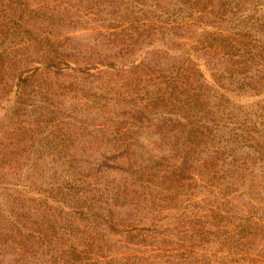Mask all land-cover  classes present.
<instances>
[{
    "label": "rangeland",
    "instance_id": "1",
    "mask_svg": "<svg viewBox=\"0 0 264 264\" xmlns=\"http://www.w3.org/2000/svg\"><path fill=\"white\" fill-rule=\"evenodd\" d=\"M37 1L41 0H31V3L35 5ZM95 1L98 2L97 5L94 4ZM118 1L120 0H69V6L63 0H43L46 4L43 7L55 14L59 9L68 12L71 4L76 9L72 10L73 13L64 14L65 20L62 23L58 22L63 24L58 31L59 36L67 35L70 39L67 42L60 41L66 43L70 49L67 51V48H61L68 53L66 62L69 65H63L67 66L63 75L39 71L37 80L50 88L46 98L36 91L30 95L20 94L16 85L17 79L13 76L17 73L16 70L5 71L9 75L8 85L6 89H0V218L9 217L14 220L16 212L21 211L20 204H23L22 210L28 209L44 190L55 194L53 188L66 186L64 192L72 187L92 192V185L77 187L72 182L74 168L82 171L87 168V172H84L92 175V178L97 176L98 182L116 184L118 178L120 183L126 182V179L120 177L121 171L118 169H105L102 166L104 174L96 170L103 154L109 156L115 152L113 142L120 136L115 133L117 126L124 133L120 137L126 144L125 152L131 155L130 162L133 167L153 164L157 168L170 166L173 169L180 164V145L175 143L172 136L167 137L160 133L162 129L157 121L160 113L158 116L148 112L146 115L137 114L136 110L130 113L132 107L117 102L116 98H123L127 91L131 94H136L137 91L146 93V82H141L139 86L135 79H128L125 74L147 58L150 61L153 51L162 48L172 57L176 53L188 52L187 56L202 73V82L216 85L215 80L219 79L217 88L226 91L235 99L234 116H224L223 122L227 125L222 128L223 139H229L232 145L226 150L214 151L212 144H218L220 139L206 138V143L197 147L200 149L192 151L188 161L181 164L184 170L180 181H177L178 177L171 176L172 174L165 180L154 178V183L148 185V188H141L136 197L119 198L113 213L127 219V224L146 227V235L155 230V227L161 229L159 232L171 234L166 246H172L174 253L167 257L163 247L162 251L156 253L157 257H152L156 262L264 264V126L258 125L257 130H263L251 132L254 135L251 137L248 134L253 124L246 122L248 110L252 111L250 107H264V85H260L258 77H248V85H245L242 78L244 70H241L243 67L217 52V41L211 38V35L218 32V27H232V21L240 13L248 14V0H228L239 11L236 15L230 13L222 18L215 17L209 11H222L224 0H202L199 6L204 11L201 13L193 8L198 2L192 6L183 5L178 0H138L141 3L136 4L143 8L146 7L143 5L145 2L152 5L157 3L158 9L167 20L184 17L179 23L189 27L177 30L178 36L171 41L173 49L163 45L165 39L173 36L168 33L164 37L155 34L142 44L140 39L136 50L132 54L125 51V59L121 60L116 57L104 58L106 54H114L115 50L110 48L111 41L105 39V47L99 41L100 45L94 46L93 51L100 54L101 58L117 64L123 74L115 75L111 71L109 74L104 72V65L91 66L87 63L92 69L89 74L85 59L92 58V43L99 37L98 32H108L111 25L126 24L121 17L127 20L128 15L125 16L119 11ZM153 8L155 7L152 6ZM226 8L230 6L227 5ZM42 10L45 11L43 8ZM39 11L43 15L44 12ZM14 15L11 0H0L2 63L8 60L10 48L15 44L18 46L28 36L26 30L18 25L17 19L11 20ZM198 15V20L193 21ZM262 38L264 40L263 35ZM200 40H205L214 47H203ZM121 41L118 39V42H113ZM39 52L21 48L17 55L24 60L31 58L41 61L43 56ZM70 54L79 61L75 62ZM95 56L100 58L97 54ZM125 60L129 62L124 63ZM159 62L166 68V59H159ZM32 63L38 68H44V64ZM26 65L33 68L27 61ZM255 66L247 64L248 76L256 74L250 73ZM229 68L234 70L233 74L229 73ZM22 74H25L24 71ZM141 117H144L143 121ZM251 117L255 118L253 113ZM72 128L73 131L70 132ZM253 137L256 142L250 145L254 142ZM75 146L78 149L74 151ZM260 152H263L262 155ZM70 155L73 159L66 165L63 159ZM121 155L116 151V156H119L116 162L124 163L126 158ZM90 166L91 170L88 169ZM65 198L72 202V196L66 195ZM95 200L102 202L105 197L91 196L87 204L96 206ZM185 206H190L195 212L199 211L200 216L187 223L191 217L189 216L183 226L180 219L188 213L183 211ZM175 219H179L176 225ZM199 223L205 227L204 230L199 228ZM5 225H9V222L0 224V227ZM1 241L4 242L3 239ZM118 244L119 242L111 244L115 253L113 256L119 254L116 251L119 249ZM147 244H151L147 248L156 249L155 241L148 237ZM120 250L127 249L124 247ZM0 264L23 263L15 259L6 249V245L0 244Z\"/></svg>",
    "mask_w": 264,
    "mask_h": 264
},
{
    "label": "trees",
    "instance_id": "2",
    "mask_svg": "<svg viewBox=\"0 0 264 264\" xmlns=\"http://www.w3.org/2000/svg\"><path fill=\"white\" fill-rule=\"evenodd\" d=\"M63 1L70 6L69 0ZM178 2L192 6L198 2L196 7L193 8L198 13L204 11L199 6L202 0H178ZM97 3L95 1L94 4L97 5ZM118 3L119 11L125 16L128 15L127 20L121 17L122 22L126 24L124 26L111 25V28L107 27L108 32H98L99 37L92 43V58L85 59L86 70L89 74H91L92 69L89 68L87 63L91 66L102 64L106 69L104 72L109 73L111 71V74L122 75L123 71L117 64L104 58L125 59V51L132 54L140 44L147 39H151L155 34L164 37V34L168 33L173 36L168 40L165 39L163 43L164 47L173 49L171 41L178 36L179 32L177 30L189 27L180 25L179 22L184 17L179 20H167L163 12L158 9L157 3L152 5L145 2L143 3V5H146L145 8L136 4L141 3L138 0H129V6L128 0H120ZM45 5L43 0L37 1L35 5L31 3V0H11V7L15 13L11 20L17 19L18 25L26 30L28 36L18 46L15 44L10 48L11 53L7 56L8 60L6 62L2 63L3 54H0V68L2 69V72H0V89H6L8 85L7 77L9 75L5 71L15 69L17 73L13 76L17 79L16 85L20 89V94L30 95L36 91L46 98L50 93V88L43 86L37 80L39 71L42 73L55 72L63 75V71L67 67L63 65H69L66 62L68 61V53L61 50L62 47L67 48L68 45L60 41L65 40L67 42L70 39L67 35L59 36L58 31H60V26L63 24L58 22L62 23L65 20L63 15H67L69 12L73 13L72 10L75 8L71 4L68 12L59 9L55 14L50 9L43 7ZM227 5L230 8H226ZM248 5V14L240 13L236 20L232 21L234 23L232 27H218V32L211 35V38L217 41L215 46L217 52L229 61L236 62L237 65L240 64L239 66L243 67L241 70H244L242 71V78L245 85H248V77H252V79L258 77L260 85L263 86L264 0H248ZM109 6L113 8L111 4ZM152 6L155 8L152 9ZM222 7L224 8L220 11L221 13L219 11L217 13L213 12V10L209 12L215 17L222 18L230 13L236 15L239 11L236 10L233 2H228V0H224ZM39 10L44 12L43 15H40ZM157 11H160V13ZM219 13L221 16H219ZM55 16H57V19H55ZM198 18L199 15L195 16L193 21H197ZM95 28H98V26ZM105 39L111 41L110 48H114L115 52L112 55L106 54L104 58H101V55L93 49L97 44L100 45L99 41L102 42V47H105ZM118 39L122 41L115 43L118 42ZM140 39H142V42L138 44ZM200 41L203 47H208L209 44L205 40ZM209 47L213 48L214 46L209 45ZM21 48L31 49L33 52L41 51L39 53L43 56L42 60L34 61L31 58L24 60L17 55L18 49L21 50ZM68 50L70 49L67 48ZM165 53L162 48L153 51L150 61L147 58L146 61H142L125 74L126 78L135 79L139 86L141 82H146V88H143L145 94H141L140 91L131 94L130 91H127L123 98H119V100L116 98V100L125 105H130L132 107L130 113L133 110H136L135 113L137 114L143 113L144 115L148 112L158 116V113H160L157 118L159 128L162 129L160 133L163 136L175 138V143H178L181 148L182 162L177 163L178 165L173 169L170 166L157 168L153 164H140L133 167L130 162L131 155L129 152H125L126 144L120 137L124 133L117 126L115 133L120 136L115 138L113 142L115 152L109 156L101 154L102 159L96 166V170L100 174H104V170H101L102 166L105 169H118V171H121L120 177L123 180L126 179V182L120 183L119 178L116 184L98 182L96 181L97 176L92 178V175L84 172L87 168L82 167L84 171L75 170L74 168L72 182L77 187L85 184L92 185V192L73 187L67 188L64 192L66 186L53 188L55 194L49 192V190H44L32 205L28 206V209L22 210L23 204H20L21 211L16 212L14 220L9 217H1L0 224L9 222V225L0 227V244L6 245V249L12 253L17 261L23 264H163V262H156L152 259V257H157L156 253L162 251L163 247V250L168 254L167 257L172 256L174 248L166 246V241L170 240L171 234L165 231L159 232L161 229L155 227V230L146 235V227L142 228L134 224H127V219L113 213L115 212L114 208L117 205V200L121 197H136L141 188H148V185H152L154 178L157 177L165 180L172 174L171 176L178 177L177 181H180L184 170L181 164L188 161L192 151L200 149L197 147H200L202 143H206V138L220 139L218 144H212L214 151L226 150L229 145H232L228 141L229 139H223L222 128L227 125L226 122H223L224 116H234L235 99L226 91H220L217 88L219 79L215 80L216 85L203 83L202 73L198 66L187 56L188 52L176 53L174 57ZM96 54L100 58L96 57ZM70 55L75 62L79 61L73 54ZM159 59H166V68L161 66ZM26 61L33 68L25 66ZM32 61L44 64V68H38ZM127 62L129 61H124V63ZM247 64L256 65L250 72L256 74L248 76ZM22 71L25 74H22ZM229 73L233 74L234 70L229 68ZM138 101L142 103L139 104ZM250 108H252V111L248 110L246 122L253 124L248 134L252 137L254 136L252 133L263 130H257V128L258 125L264 126L262 123L264 121V107L262 106L260 109ZM252 113L255 118L251 117ZM146 117L149 119L148 116ZM140 119L143 121L144 117ZM72 131L73 128L70 132ZM230 132L231 130H229ZM252 140L254 142H251L250 145H254L256 138L253 137ZM77 149L75 146L74 151ZM116 151L126 158L124 163L116 162L119 157L116 156ZM262 153L260 152V155ZM259 158L261 160V156ZM71 159H73V156L70 155L64 158L63 161L67 165L71 163ZM88 169L91 170L92 166ZM71 189L73 192H71ZM66 195L72 196V202L66 200ZM96 195L101 196V198L105 197V200H101L102 202L95 200L96 206L87 204V200L91 196L95 198ZM183 211H188L180 219L183 226L189 216L191 217H189L187 223L200 216V212L191 210L190 206H185ZM178 220H174L175 225ZM199 228L204 230L205 227L199 223ZM147 237L155 241L154 247L156 249L147 248L151 245L147 244ZM114 242H119L117 245L119 249H116L119 254L115 256H113L115 253L112 250ZM124 247L127 250H120ZM118 258L119 261H117Z\"/></svg>",
    "mask_w": 264,
    "mask_h": 264
}]
</instances>
